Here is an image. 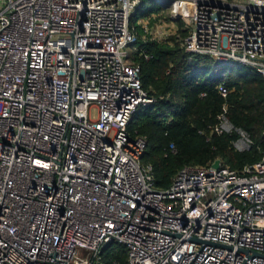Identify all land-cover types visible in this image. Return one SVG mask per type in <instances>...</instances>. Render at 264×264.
<instances>
[{
  "label": "built area",
  "instance_id": "1",
  "mask_svg": "<svg viewBox=\"0 0 264 264\" xmlns=\"http://www.w3.org/2000/svg\"><path fill=\"white\" fill-rule=\"evenodd\" d=\"M141 1L0 0V264H104L110 244L126 264H264V158L184 166L166 190L141 162L146 140L127 126L153 99L125 51L153 58L130 27ZM153 1L184 24L187 65L264 80V0Z\"/></svg>",
  "mask_w": 264,
  "mask_h": 264
},
{
  "label": "trees",
  "instance_id": "2",
  "mask_svg": "<svg viewBox=\"0 0 264 264\" xmlns=\"http://www.w3.org/2000/svg\"><path fill=\"white\" fill-rule=\"evenodd\" d=\"M156 7L155 1L142 0L131 21L148 16ZM183 28L179 21L181 38L187 35ZM137 44L153 57L145 61L134 56L140 67L141 86L153 103L133 113L127 131L146 140L141 162L152 167L158 190H166L184 166H204L218 159L230 169L241 171L264 158V80L258 74L241 65H227L225 72L224 65H216L208 57H197L193 65H187L185 51L168 42L138 38ZM223 79L229 90L224 98L216 88ZM222 114L235 129L249 135V150L233 149L236 132L215 131ZM170 144L175 146V154L170 152ZM102 260L104 264H126L124 247L108 245Z\"/></svg>",
  "mask_w": 264,
  "mask_h": 264
},
{
  "label": "rangeland",
  "instance_id": "3",
  "mask_svg": "<svg viewBox=\"0 0 264 264\" xmlns=\"http://www.w3.org/2000/svg\"><path fill=\"white\" fill-rule=\"evenodd\" d=\"M158 10L159 7H156L151 11V15L145 16L139 20L132 19L130 27L136 31L137 37L141 40L154 41L160 44L168 42L172 45L180 46L179 41L181 37L178 34V22L180 20L173 19V16L167 11L163 13L159 19L156 14ZM171 38H173L174 41H171ZM134 49H137L136 46H134V48L128 47L125 51L131 56L136 57V53H132ZM223 70L228 72V66L224 65Z\"/></svg>",
  "mask_w": 264,
  "mask_h": 264
},
{
  "label": "water",
  "instance_id": "4",
  "mask_svg": "<svg viewBox=\"0 0 264 264\" xmlns=\"http://www.w3.org/2000/svg\"><path fill=\"white\" fill-rule=\"evenodd\" d=\"M219 160H216L215 162H214V164H213V167H215V168H217L218 167V165H219Z\"/></svg>",
  "mask_w": 264,
  "mask_h": 264
}]
</instances>
